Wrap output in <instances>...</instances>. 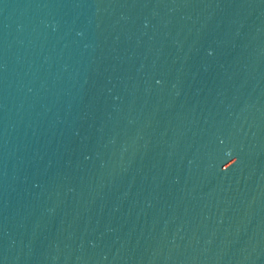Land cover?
<instances>
[{
	"label": "water",
	"instance_id": "1",
	"mask_svg": "<svg viewBox=\"0 0 264 264\" xmlns=\"http://www.w3.org/2000/svg\"><path fill=\"white\" fill-rule=\"evenodd\" d=\"M0 264H264V0H0Z\"/></svg>",
	"mask_w": 264,
	"mask_h": 264
}]
</instances>
